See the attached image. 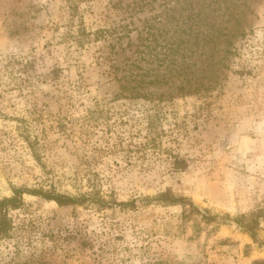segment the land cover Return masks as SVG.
<instances>
[{
  "label": "rangeland",
  "instance_id": "1",
  "mask_svg": "<svg viewBox=\"0 0 264 264\" xmlns=\"http://www.w3.org/2000/svg\"><path fill=\"white\" fill-rule=\"evenodd\" d=\"M16 190L0 264H264V0H0Z\"/></svg>",
  "mask_w": 264,
  "mask_h": 264
},
{
  "label": "trees",
  "instance_id": "2",
  "mask_svg": "<svg viewBox=\"0 0 264 264\" xmlns=\"http://www.w3.org/2000/svg\"><path fill=\"white\" fill-rule=\"evenodd\" d=\"M241 35H243V32L241 33ZM228 41H230V39ZM135 88L132 89L135 90ZM139 94L140 93H136V95ZM23 192V190H16L15 195H13L12 197H6L0 200V239L9 236L10 232L13 229V223L9 217V211L11 209H18L23 205ZM30 192L33 194L41 195L49 200H55L59 204H74L76 201V198H73L71 196L69 197L61 194H54L51 192L36 190ZM261 218V212L256 211L250 214H242L238 216L235 221L244 229V231L250 234L252 239L257 242L259 240V231L261 230Z\"/></svg>",
  "mask_w": 264,
  "mask_h": 264
}]
</instances>
